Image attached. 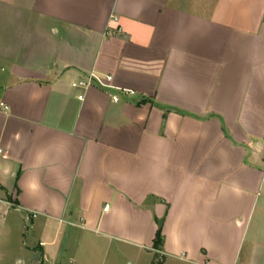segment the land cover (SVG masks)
Listing matches in <instances>:
<instances>
[{
	"label": "crops",
	"instance_id": "1",
	"mask_svg": "<svg viewBox=\"0 0 264 264\" xmlns=\"http://www.w3.org/2000/svg\"><path fill=\"white\" fill-rule=\"evenodd\" d=\"M0 101V264H264V0H0Z\"/></svg>",
	"mask_w": 264,
	"mask_h": 264
},
{
	"label": "built area",
	"instance_id": "2",
	"mask_svg": "<svg viewBox=\"0 0 264 264\" xmlns=\"http://www.w3.org/2000/svg\"><path fill=\"white\" fill-rule=\"evenodd\" d=\"M118 31H121L119 28ZM113 76L112 75H105L100 74L97 72H90L86 77L75 79L72 82V86L74 88H80L82 90H86L92 86H100V87H115L112 84ZM128 93H133L131 89H124ZM85 94L81 93L78 95L79 99H84ZM118 96H114V100L118 101ZM9 106L5 103V101H0V109L2 110H8ZM1 150V149H0ZM108 206L105 207L107 209ZM155 252L161 254V251L158 249H155ZM162 255V254H161Z\"/></svg>",
	"mask_w": 264,
	"mask_h": 264
},
{
	"label": "rangeland",
	"instance_id": "3",
	"mask_svg": "<svg viewBox=\"0 0 264 264\" xmlns=\"http://www.w3.org/2000/svg\"><path fill=\"white\" fill-rule=\"evenodd\" d=\"M5 223L10 228H8L3 234L2 241L4 242V255L6 260H12L14 256V245L16 239V227L14 226V222L7 219L5 212L0 210V225ZM1 241V240H0Z\"/></svg>",
	"mask_w": 264,
	"mask_h": 264
},
{
	"label": "trees",
	"instance_id": "4",
	"mask_svg": "<svg viewBox=\"0 0 264 264\" xmlns=\"http://www.w3.org/2000/svg\"><path fill=\"white\" fill-rule=\"evenodd\" d=\"M163 242V236H162V231L161 229L158 230L155 241H154V248L155 249H160V246L162 245ZM164 261V255H161L157 252H155V257L153 264H162Z\"/></svg>",
	"mask_w": 264,
	"mask_h": 264
}]
</instances>
